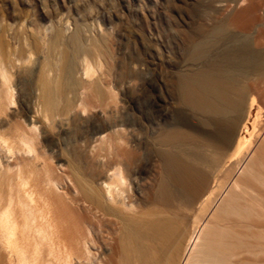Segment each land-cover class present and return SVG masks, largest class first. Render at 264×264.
I'll list each match as a JSON object with an SVG mask.
<instances>
[{
  "label": "bare ground",
  "instance_id": "obj_1",
  "mask_svg": "<svg viewBox=\"0 0 264 264\" xmlns=\"http://www.w3.org/2000/svg\"><path fill=\"white\" fill-rule=\"evenodd\" d=\"M194 1L173 32L181 61L169 74L159 57L176 105L164 122L147 109L145 133H132L103 71L108 44L94 37L59 119L63 153L38 143L65 96L57 81L43 75L35 105L7 114L0 264H264V0ZM0 75L3 112L13 96Z\"/></svg>",
  "mask_w": 264,
  "mask_h": 264
},
{
  "label": "rangeland",
  "instance_id": "obj_2",
  "mask_svg": "<svg viewBox=\"0 0 264 264\" xmlns=\"http://www.w3.org/2000/svg\"><path fill=\"white\" fill-rule=\"evenodd\" d=\"M194 4V0H0V69L6 74L13 96V103L0 111V127H7V123L3 124L7 114L15 112L16 117H23L26 106L35 105L34 88L45 75L61 85L65 96L56 103L54 114L42 121L44 129H39L48 134L44 137L39 130L38 143L43 146L45 139L54 142L55 149L63 153L66 136L58 127L59 119L70 111L72 92L82 78L80 61L94 39L108 44L109 61L103 60V71L108 69L105 72L114 105L120 106V115L132 125L131 132L145 133L149 124L144 112L147 109L152 112V120L164 122L165 108L176 105L168 102L171 82L169 76L162 79L159 75V57L163 55L169 74L171 65L181 61L173 32L186 29L194 15ZM258 27L259 23H255L250 33ZM72 42L75 45L69 47ZM66 69L70 72L67 84L62 74ZM3 83L0 75V89ZM71 125L73 132L74 124ZM73 136L72 139H82L78 132ZM243 137L249 138L247 134ZM80 140L75 142L80 145Z\"/></svg>",
  "mask_w": 264,
  "mask_h": 264
}]
</instances>
